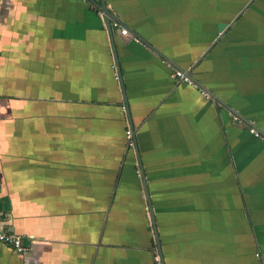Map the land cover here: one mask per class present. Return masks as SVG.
Listing matches in <instances>:
<instances>
[{
    "label": "crops",
    "instance_id": "0c3cea01",
    "mask_svg": "<svg viewBox=\"0 0 264 264\" xmlns=\"http://www.w3.org/2000/svg\"><path fill=\"white\" fill-rule=\"evenodd\" d=\"M104 2L149 46L92 0H0V229L27 247L0 264H157L140 167L165 264H264V0ZM209 46L218 100L175 75Z\"/></svg>",
    "mask_w": 264,
    "mask_h": 264
},
{
    "label": "built area",
    "instance_id": "2783aa9c",
    "mask_svg": "<svg viewBox=\"0 0 264 264\" xmlns=\"http://www.w3.org/2000/svg\"><path fill=\"white\" fill-rule=\"evenodd\" d=\"M94 2V4H96V10L98 12V14L100 15H104L100 5H99V0H92ZM110 25L111 26H114V27H118L119 28V32L120 34L126 36L127 38L129 39H132L136 42H140L139 39L132 35L128 29L122 27V25L120 24V22L113 18V20L111 21L110 20ZM175 75L180 79V80H183L184 82H186L187 84L193 86V87H196L199 89L201 95H203L204 97H206L207 99H212V96L206 91L204 90L203 88L199 87L192 79H190L189 77L185 76V74L181 71V70H176L175 71ZM115 78L117 79L118 76H117V73H115ZM121 110L122 112L125 114L126 112V108L124 105H121ZM231 116H232V120L234 122H242L241 119L237 116V115H234L232 112H230ZM249 131L251 134H253L254 136L256 137H260L261 134L260 132L255 129L254 127H249ZM125 144H126V147L127 149L129 150H133L134 146H135V142H134V139H133V136H132V130L131 128L129 127V125L126 126V129H125ZM139 173V172H138ZM2 243H7V244H10L14 250L18 253H22L24 251L27 250V247L23 244V240H22V237L16 233H13V232H8V231H4V230H1L0 229V244ZM256 256H259L258 253H255ZM155 261L157 264H160V258L158 256V254L156 253L155 255Z\"/></svg>",
    "mask_w": 264,
    "mask_h": 264
},
{
    "label": "water",
    "instance_id": "95a60500",
    "mask_svg": "<svg viewBox=\"0 0 264 264\" xmlns=\"http://www.w3.org/2000/svg\"><path fill=\"white\" fill-rule=\"evenodd\" d=\"M104 15H103V18L105 20V23H106V26L108 28V30L110 31V33L112 34V27L110 25V18H112L113 16L110 14V11L106 8V4L104 2V0H101V5H100ZM223 32H221L219 34V37L220 35L222 34ZM135 36V35H134ZM138 38V36H136ZM121 39L123 41H126V38L124 35H121ZM140 42L142 43H145L149 46V44L147 42H145V40H143L142 38H138ZM217 41V39L215 40ZM211 48V46H209L202 54L201 56H199V58L192 64V66H190L187 70H183L182 72L185 74V76L189 77L190 79H192L199 87L203 88L204 90H206L214 100H218V96H216L213 92L209 91L204 85H202L197 79H195L193 76H192V70L193 68L195 67V65L206 55V53L209 51V49ZM157 52V50H155ZM161 57H163L164 59H166L163 55H161ZM128 113V116H129V112ZM233 113H237L238 115H240L238 112H234ZM240 117V116H239ZM243 121L247 122V123H251L248 121L247 118H244L243 116L240 117ZM128 120H129V127L131 128L132 130V136H133V139H134V142H135V137H134V133H135V127L134 125L132 124L131 122V118L130 116L128 117ZM251 127H252V124H249ZM260 131V130H259ZM135 152L137 154V157H138V153L136 151V144H135ZM140 165V163H139ZM142 168L140 167V176L142 177V184H143V188H144V194H145V198H146V201H147V204H148V212H149V217H150V222L152 224V228H153V232H154V239H155V244H156V253L158 254L159 258H160V264H165L164 262V259H163V252H162V246H161V242H160V237H159V233H158V230H157V226H156V220H155V215H154V211H153V207H152V203H151V200H150V196H149V190H148V185L146 183V180L144 179V175H143V172L141 170Z\"/></svg>",
    "mask_w": 264,
    "mask_h": 264
},
{
    "label": "trees",
    "instance_id": "16d2710c",
    "mask_svg": "<svg viewBox=\"0 0 264 264\" xmlns=\"http://www.w3.org/2000/svg\"><path fill=\"white\" fill-rule=\"evenodd\" d=\"M255 253H258L259 256H260V252H259L258 250H256V251L254 252V255H255ZM259 256H256V255H255L256 259H259ZM260 264H261V263H260Z\"/></svg>",
    "mask_w": 264,
    "mask_h": 264
}]
</instances>
